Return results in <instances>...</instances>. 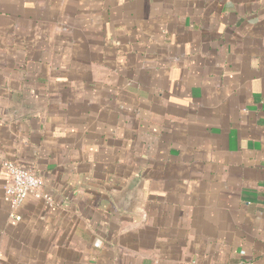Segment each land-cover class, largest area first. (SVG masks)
<instances>
[{
  "label": "crops",
  "instance_id": "crops-1",
  "mask_svg": "<svg viewBox=\"0 0 264 264\" xmlns=\"http://www.w3.org/2000/svg\"><path fill=\"white\" fill-rule=\"evenodd\" d=\"M5 161L49 197L21 221ZM243 259L264 264V0H0V264Z\"/></svg>",
  "mask_w": 264,
  "mask_h": 264
},
{
  "label": "built area",
  "instance_id": "built-area-1",
  "mask_svg": "<svg viewBox=\"0 0 264 264\" xmlns=\"http://www.w3.org/2000/svg\"><path fill=\"white\" fill-rule=\"evenodd\" d=\"M2 168L9 179V185L5 188V193L11 205V218L16 221L22 220V217L18 215V211L31 195H34L36 198L49 200L48 196L41 194L40 190L44 182L35 173L24 170L13 161H5ZM237 264L254 263L243 259Z\"/></svg>",
  "mask_w": 264,
  "mask_h": 264
},
{
  "label": "water",
  "instance_id": "water-1",
  "mask_svg": "<svg viewBox=\"0 0 264 264\" xmlns=\"http://www.w3.org/2000/svg\"><path fill=\"white\" fill-rule=\"evenodd\" d=\"M134 201V199H133ZM131 206H132V199L131 200H126V199H120V204H117V207L123 211L130 212L131 211Z\"/></svg>",
  "mask_w": 264,
  "mask_h": 264
}]
</instances>
